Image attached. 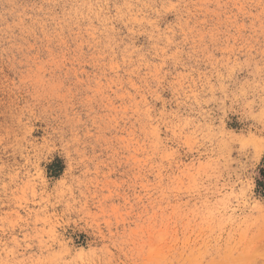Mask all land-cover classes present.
<instances>
[{
	"label": "rangeland",
	"instance_id": "374dc122",
	"mask_svg": "<svg viewBox=\"0 0 264 264\" xmlns=\"http://www.w3.org/2000/svg\"><path fill=\"white\" fill-rule=\"evenodd\" d=\"M263 160L264 0H0V264H264Z\"/></svg>",
	"mask_w": 264,
	"mask_h": 264
},
{
	"label": "trees",
	"instance_id": "16d2710c",
	"mask_svg": "<svg viewBox=\"0 0 264 264\" xmlns=\"http://www.w3.org/2000/svg\"><path fill=\"white\" fill-rule=\"evenodd\" d=\"M57 162L60 165L62 164L61 160H57ZM61 168H62V165H61ZM257 192L264 196V160L259 168V178L257 180Z\"/></svg>",
	"mask_w": 264,
	"mask_h": 264
}]
</instances>
